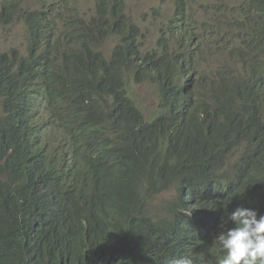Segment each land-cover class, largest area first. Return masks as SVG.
<instances>
[{
    "label": "trees",
    "instance_id": "obj_1",
    "mask_svg": "<svg viewBox=\"0 0 264 264\" xmlns=\"http://www.w3.org/2000/svg\"><path fill=\"white\" fill-rule=\"evenodd\" d=\"M98 1L75 26L0 0L26 50L0 63V264H215L221 218L264 215V0Z\"/></svg>",
    "mask_w": 264,
    "mask_h": 264
},
{
    "label": "clouds",
    "instance_id": "obj_2",
    "mask_svg": "<svg viewBox=\"0 0 264 264\" xmlns=\"http://www.w3.org/2000/svg\"><path fill=\"white\" fill-rule=\"evenodd\" d=\"M44 1L67 14L69 22L75 26L93 23L99 7L98 0ZM15 26L0 29V50H3L2 53L0 52V63H8L14 70L15 62L23 58L26 51L23 29ZM16 30H19L20 39L14 36ZM6 32H11V37L15 40L12 44L15 47L4 44ZM229 221L234 224V227L220 231L213 240V243L225 253L216 259L215 264H264V215L258 216L257 211L240 206L227 213L226 218H221L222 229L223 225ZM166 264H194V261L187 256H173L166 259Z\"/></svg>",
    "mask_w": 264,
    "mask_h": 264
},
{
    "label": "rangeland",
    "instance_id": "obj_3",
    "mask_svg": "<svg viewBox=\"0 0 264 264\" xmlns=\"http://www.w3.org/2000/svg\"><path fill=\"white\" fill-rule=\"evenodd\" d=\"M136 6V3H132V6L131 8L129 9V13L133 14L134 13V7ZM149 7V6H148ZM199 17L202 19L203 16L202 15H199ZM17 28H20V29H23L21 25L19 24H16ZM19 33V30H16V33H15V37L16 39H20V35L18 34ZM150 38L147 37L146 38V42H150ZM15 40H14V37H10V38H6L4 40V44H6V46L8 47H15L12 43H14ZM213 55L210 54L208 56V59L206 61H202L200 62V67L202 68H206L207 66V63L209 61V59L211 58V56ZM154 93H155V90H154V87L151 86L150 84H147V83H144L142 85H139L137 88H136V94L134 95V99H135V102L136 104H139L141 109L146 112L148 111L149 109L153 108L154 106ZM160 201L159 198H156L154 200L155 203H158Z\"/></svg>",
    "mask_w": 264,
    "mask_h": 264
},
{
    "label": "bare ground",
    "instance_id": "obj_4",
    "mask_svg": "<svg viewBox=\"0 0 264 264\" xmlns=\"http://www.w3.org/2000/svg\"><path fill=\"white\" fill-rule=\"evenodd\" d=\"M176 27V26H175ZM180 33V32H179ZM182 34V33H181ZM233 46V45H232ZM182 71V70H181ZM154 72V71H153ZM155 75V74H154ZM156 76V75H155ZM114 182V181H113Z\"/></svg>",
    "mask_w": 264,
    "mask_h": 264
}]
</instances>
